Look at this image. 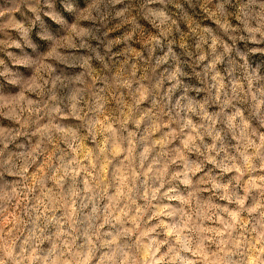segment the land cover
I'll return each instance as SVG.
<instances>
[{
    "label": "clouds",
    "instance_id": "obj_1",
    "mask_svg": "<svg viewBox=\"0 0 264 264\" xmlns=\"http://www.w3.org/2000/svg\"><path fill=\"white\" fill-rule=\"evenodd\" d=\"M0 264H264V0H0Z\"/></svg>",
    "mask_w": 264,
    "mask_h": 264
}]
</instances>
